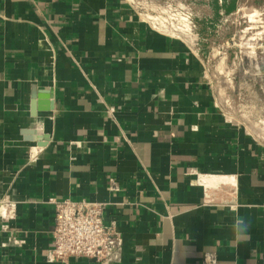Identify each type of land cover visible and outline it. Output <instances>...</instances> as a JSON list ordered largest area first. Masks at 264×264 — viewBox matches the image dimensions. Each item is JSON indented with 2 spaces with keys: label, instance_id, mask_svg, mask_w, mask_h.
<instances>
[{
  "label": "crops",
  "instance_id": "obj_1",
  "mask_svg": "<svg viewBox=\"0 0 264 264\" xmlns=\"http://www.w3.org/2000/svg\"><path fill=\"white\" fill-rule=\"evenodd\" d=\"M4 198L0 264H100L46 261L51 198L104 203L117 264H264V146L218 108L193 49L127 0H0Z\"/></svg>",
  "mask_w": 264,
  "mask_h": 264
},
{
  "label": "rangeland",
  "instance_id": "obj_2",
  "mask_svg": "<svg viewBox=\"0 0 264 264\" xmlns=\"http://www.w3.org/2000/svg\"><path fill=\"white\" fill-rule=\"evenodd\" d=\"M128 2L146 23H164L168 29L160 32L177 33L171 37L193 49L204 63L218 108L264 146V0ZM225 5L235 7L226 13Z\"/></svg>",
  "mask_w": 264,
  "mask_h": 264
},
{
  "label": "built area",
  "instance_id": "obj_3",
  "mask_svg": "<svg viewBox=\"0 0 264 264\" xmlns=\"http://www.w3.org/2000/svg\"><path fill=\"white\" fill-rule=\"evenodd\" d=\"M111 189L118 190L114 182ZM48 202L54 206L52 244L46 256L48 263H66L73 258L94 260L100 264H117L120 261L123 237L116 222L106 219L104 203L69 198H51ZM15 212L16 207L9 198L0 200L1 220H12ZM8 241L20 244L15 239L9 238ZM206 260L216 262L212 257Z\"/></svg>",
  "mask_w": 264,
  "mask_h": 264
},
{
  "label": "clouds",
  "instance_id": "obj_4",
  "mask_svg": "<svg viewBox=\"0 0 264 264\" xmlns=\"http://www.w3.org/2000/svg\"><path fill=\"white\" fill-rule=\"evenodd\" d=\"M231 227L236 241H242L249 238L248 233L250 224L246 218L237 215Z\"/></svg>",
  "mask_w": 264,
  "mask_h": 264
},
{
  "label": "bare ground",
  "instance_id": "obj_5",
  "mask_svg": "<svg viewBox=\"0 0 264 264\" xmlns=\"http://www.w3.org/2000/svg\"><path fill=\"white\" fill-rule=\"evenodd\" d=\"M152 27H154L155 29H157L158 31H166L165 29H168L165 25H164V23H162V22H160V21H157V25L155 24V23H152V25H151ZM174 27L177 29L176 31H178L179 30V32H186L187 31V29L188 28H185L184 26H182V25H178L177 27H176V25H173V29H174ZM189 30V29H188ZM169 32H171V30H168ZM167 31V32H168ZM188 33H189V31H187ZM187 32H186V34H187ZM176 34L177 33H175V34H172V35H170V36H176ZM185 34V33H184ZM219 180V178H214V177H212V178H210L209 180H204V182L206 183H210V181H211V184L213 183V182H215V181H218Z\"/></svg>",
  "mask_w": 264,
  "mask_h": 264
},
{
  "label": "trees",
  "instance_id": "obj_6",
  "mask_svg": "<svg viewBox=\"0 0 264 264\" xmlns=\"http://www.w3.org/2000/svg\"><path fill=\"white\" fill-rule=\"evenodd\" d=\"M234 5H229V6H224V10H225V12L226 13H231V10H233L234 9Z\"/></svg>",
  "mask_w": 264,
  "mask_h": 264
}]
</instances>
